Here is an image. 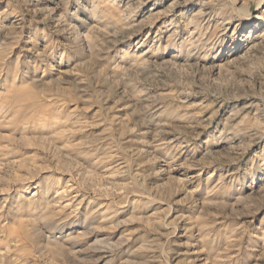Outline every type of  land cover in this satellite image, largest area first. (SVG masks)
<instances>
[{"label":"rangeland","instance_id":"374dc122","mask_svg":"<svg viewBox=\"0 0 264 264\" xmlns=\"http://www.w3.org/2000/svg\"><path fill=\"white\" fill-rule=\"evenodd\" d=\"M54 2L0 0V264H264V0Z\"/></svg>","mask_w":264,"mask_h":264},{"label":"bare ground","instance_id":"6f19581e","mask_svg":"<svg viewBox=\"0 0 264 264\" xmlns=\"http://www.w3.org/2000/svg\"><path fill=\"white\" fill-rule=\"evenodd\" d=\"M44 2L46 3V4H53L55 7L54 8H52L51 9V11L53 12V13H57V12H59V10H60V6H59V3L58 2H54V0H44ZM55 16V15H54ZM57 16V15H56ZM61 18V17H60ZM91 28V27H90ZM142 30V29H141ZM132 32H134V31H132ZM132 35V34H131Z\"/></svg>","mask_w":264,"mask_h":264}]
</instances>
